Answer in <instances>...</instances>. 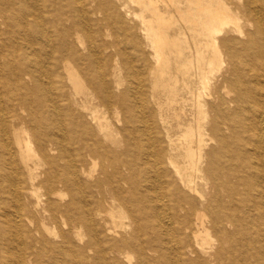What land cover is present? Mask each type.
<instances>
[{
	"label": "bare ground",
	"instance_id": "1",
	"mask_svg": "<svg viewBox=\"0 0 264 264\" xmlns=\"http://www.w3.org/2000/svg\"><path fill=\"white\" fill-rule=\"evenodd\" d=\"M0 264H264V0H0Z\"/></svg>",
	"mask_w": 264,
	"mask_h": 264
}]
</instances>
